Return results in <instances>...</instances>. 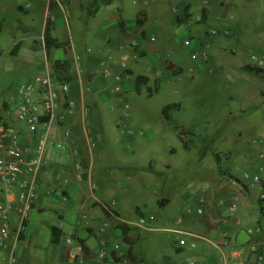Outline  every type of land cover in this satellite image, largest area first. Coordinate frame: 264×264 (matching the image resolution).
Listing matches in <instances>:
<instances>
[{
    "label": "crops",
    "instance_id": "0c3cea01",
    "mask_svg": "<svg viewBox=\"0 0 264 264\" xmlns=\"http://www.w3.org/2000/svg\"><path fill=\"white\" fill-rule=\"evenodd\" d=\"M116 1L45 0L40 27L44 35L32 36L15 55L28 74L45 70L68 74L70 92L67 102H61L55 115L34 133L14 112L7 113L10 103L0 108V141L20 147L25 159L36 155V141L44 138L42 162L34 170H25L6 188L0 180L3 195L14 202L7 215L9 237L0 243V264H187L189 260L193 264H227L232 255H236L237 264H264V203L260 198L264 176L258 195L251 197L252 184L244 183L241 188L242 181L220 170L226 182L218 176L221 185L206 183L199 193H187L178 204L183 213L175 219L155 210L171 202L165 180L152 189L150 204L154 209H147L143 200L126 212L127 190L120 184L121 192H115L113 180L103 178L107 171L100 160L111 136L106 120L114 119L124 132L129 123L117 102L127 90L139 86L135 83L138 75L149 81L147 75L133 73L130 64L136 55H146L139 43L148 34L136 27V18L131 23L122 17ZM79 23L80 29L76 27ZM24 25L33 27L28 22ZM152 36L150 41H154ZM40 52L44 57H38ZM122 62L130 77L121 92L112 93L114 81L103 69L123 72ZM125 138L134 141L129 131ZM149 179L147 175L139 180L142 194ZM123 186L134 190L130 183ZM226 186L233 198L241 200L238 214L236 203L233 210L225 203L230 210L227 214L219 209L217 203L226 202L220 199ZM252 206L257 208V217L253 224L243 225ZM199 207L203 214L196 212ZM149 213L154 220L140 226L138 217ZM169 228L187 233L167 231ZM182 237L184 244L179 242ZM115 244L119 247L116 251ZM104 248L110 250V257L100 258Z\"/></svg>",
    "mask_w": 264,
    "mask_h": 264
},
{
    "label": "rangeland",
    "instance_id": "374dc122",
    "mask_svg": "<svg viewBox=\"0 0 264 264\" xmlns=\"http://www.w3.org/2000/svg\"><path fill=\"white\" fill-rule=\"evenodd\" d=\"M116 3L125 20L132 23L136 18V27L148 34L139 43L146 55H136L130 64L133 73L145 74L149 81L133 86L117 102L129 126L120 132L114 119L106 120L111 136L100 160L107 171L103 178L113 180V190L121 192L120 184L127 190L125 211L143 200L147 209H154L152 189L164 180L171 202L155 210L175 219L183 213L178 204L187 193H199L206 183L221 185L220 170L239 180L244 171L264 176V0ZM45 4V0H0V108L8 103L13 108L17 84L38 73L21 69L15 55L32 36L44 35L40 27ZM25 22L33 27L26 28ZM151 35L154 41L149 40ZM194 49L205 52L208 59L193 58ZM40 53L38 57H44ZM252 54L263 61H253ZM247 66L263 72H250ZM174 103L179 107L166 111L168 119L163 117V108ZM127 131L134 141L125 138ZM147 175L152 179L142 194L139 180ZM129 183L134 190L123 186ZM247 184H252L250 195L256 197L260 183ZM221 191L220 199L226 202L217 203L219 209L227 214L229 204L236 203L238 214L241 200L233 198L227 186ZM255 217L257 208L252 206L243 225L253 224Z\"/></svg>",
    "mask_w": 264,
    "mask_h": 264
},
{
    "label": "built area",
    "instance_id": "2783aa9c",
    "mask_svg": "<svg viewBox=\"0 0 264 264\" xmlns=\"http://www.w3.org/2000/svg\"><path fill=\"white\" fill-rule=\"evenodd\" d=\"M151 40H155V37L152 36ZM185 43L189 44L190 41L185 40ZM191 54L193 58L202 57L203 59H208V55L198 49H194ZM77 58H79V56H77ZM251 59L253 61H258L259 63L263 61L262 57L259 58L255 54L251 55ZM121 65L123 72L111 73L107 67L103 69V74L105 76H112L114 81V84L110 87V91L112 93L121 92L123 90L125 80L130 77V74L127 72V64L122 62ZM210 70H212L211 67ZM69 92L70 82L57 77L55 73L45 70L44 72L37 73L30 79L21 81L17 84V98L15 99L14 107L6 111L8 114L14 112L16 119L20 122H25L28 130L34 133L43 121H47L55 115V111L61 102H67ZM125 107H129L127 102L125 103ZM35 148L37 151L36 155L32 158L25 159L20 147L12 144H4L0 141V180L5 188L11 186L13 181L25 170L32 171L42 162L41 152L44 149L43 137H39V139H37ZM261 156L264 158V152H262ZM77 176L79 177L80 174L77 173ZM240 181L243 183H261V176L256 173L244 171L240 176ZM3 191V187H0V243L9 237L10 226L7 222V215L14 209L13 199L3 195ZM32 195L33 194L30 193V196ZM260 198H264V186H262ZM235 206V203L231 204V210H233ZM22 211H24V209ZM203 211L202 207L196 209L198 214H203ZM152 220H154V215L152 213L140 215L138 217V224L140 226H144ZM176 220L177 222H180L181 217ZM167 231H175L179 234L187 233L174 228H169ZM179 239L180 244L185 243V239L183 237ZM70 241L71 239H67L68 243ZM118 248V244H115L113 250L116 251ZM99 256L100 258L110 257V250L108 248L102 249ZM187 264H193V262L189 260ZM227 264H237L236 255L230 256L227 259ZM244 264H250V262L246 261Z\"/></svg>",
    "mask_w": 264,
    "mask_h": 264
},
{
    "label": "trees",
    "instance_id": "16d2710c",
    "mask_svg": "<svg viewBox=\"0 0 264 264\" xmlns=\"http://www.w3.org/2000/svg\"><path fill=\"white\" fill-rule=\"evenodd\" d=\"M187 9V6H186V8L184 9V10H186ZM0 29H1V25H0ZM45 39H46V43L48 44L49 42H48V36H46L45 37ZM59 68V67H58ZM247 69L250 71V72H254V73H256V74H259V73H262L263 72V69L262 68H260V67H258V66H247ZM57 77H59V78H62V79H64V80H66V81H68V82H70V80H68L67 79V75L68 74H66L65 76L62 74V72H61V70H57V73L55 74ZM64 76V77H63ZM146 81H147V77H145V76H143V75H138L136 78H135V83L137 84V85H141V84H145L146 83ZM157 88V87H156ZM179 107V103H174V104H170V105H168V106H166L165 108H163V110H162V113H163V115H165L166 116V118L168 117V115H167V110L168 109H170L171 107ZM175 128H178V126H174ZM184 146L185 147H187L185 144H184ZM261 201L264 203V198L263 199H261ZM54 236L55 237H57V234L54 232Z\"/></svg>",
    "mask_w": 264,
    "mask_h": 264
}]
</instances>
